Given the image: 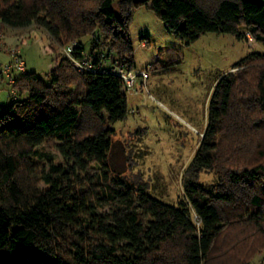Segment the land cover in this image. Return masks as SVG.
Returning <instances> with one entry per match:
<instances>
[{"label": "trees", "instance_id": "trees-1", "mask_svg": "<svg viewBox=\"0 0 264 264\" xmlns=\"http://www.w3.org/2000/svg\"><path fill=\"white\" fill-rule=\"evenodd\" d=\"M149 3L187 44L217 32L264 45V0H0V24L41 26L59 45L78 40L76 58L115 54L131 69V24ZM236 67L215 87L176 203L113 162L122 78L66 57L46 79L18 74L0 105V264H251L264 248V51ZM204 170L215 182L198 181Z\"/></svg>", "mask_w": 264, "mask_h": 264}, {"label": "rangeland", "instance_id": "rangeland-1", "mask_svg": "<svg viewBox=\"0 0 264 264\" xmlns=\"http://www.w3.org/2000/svg\"><path fill=\"white\" fill-rule=\"evenodd\" d=\"M130 32L136 69H146L149 75L138 78V92L125 90L128 115L114 124L117 146L113 162L126 168L130 180L146 186L161 200H186L187 169L208 125L209 104L217 83L224 75L236 72V63L247 54L263 52L264 45L251 34L238 39L231 33L217 32H206L187 44L167 30L150 3L135 10ZM0 33L5 35L7 47L21 49L28 71L43 79L65 57L69 44L59 45L38 25L13 28L0 24ZM92 40V35L80 40L87 52ZM143 41L145 46L140 45ZM110 55L103 59L106 67L116 58ZM7 58L0 49V62ZM10 90L8 79L0 76V105L9 104ZM197 179L207 185L215 182L216 176L204 170ZM192 214L196 219L194 211ZM251 264H264V248L255 253Z\"/></svg>", "mask_w": 264, "mask_h": 264}, {"label": "built area", "instance_id": "built-area-1", "mask_svg": "<svg viewBox=\"0 0 264 264\" xmlns=\"http://www.w3.org/2000/svg\"><path fill=\"white\" fill-rule=\"evenodd\" d=\"M79 41L74 40L68 45L65 46V57L68 58L73 66L80 72H110L118 77L122 78L125 84L126 90L130 92H138L136 86L138 83V78H148V71L146 69L138 70L135 68L127 69L123 66L117 58L112 61V64L109 67L104 66L103 57H99L95 54L93 58L89 59L85 53L84 58H76L74 56V51L79 47ZM140 45L145 46L143 41ZM0 49H3L8 58L5 61L0 62V76L7 78L8 82L11 85V90L9 95H16L17 91L15 88L16 76L21 73L28 72L26 61L23 57L22 51L19 47H7L5 44V35L0 33ZM99 59L101 64H95L94 59Z\"/></svg>", "mask_w": 264, "mask_h": 264}, {"label": "crops", "instance_id": "crops-1", "mask_svg": "<svg viewBox=\"0 0 264 264\" xmlns=\"http://www.w3.org/2000/svg\"><path fill=\"white\" fill-rule=\"evenodd\" d=\"M53 67H54V66H53ZM53 67H52V68H53ZM2 78H4V77H2Z\"/></svg>", "mask_w": 264, "mask_h": 264}]
</instances>
